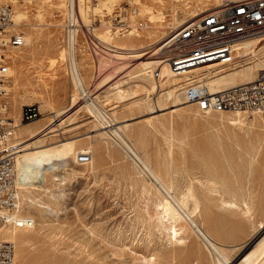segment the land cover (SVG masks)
I'll return each instance as SVG.
<instances>
[{
    "label": "rangeland",
    "instance_id": "374dc122",
    "mask_svg": "<svg viewBox=\"0 0 264 264\" xmlns=\"http://www.w3.org/2000/svg\"><path fill=\"white\" fill-rule=\"evenodd\" d=\"M79 1V18L98 41L118 48H128L131 41L138 51H144L157 47L169 28H175V19L188 20L191 13L217 6L221 0L217 3L215 0ZM68 2L0 0V6L11 7L13 23L16 19L19 23L14 28L25 40L23 47L11 48L8 54L13 56L9 57L11 116L16 111L19 113L23 106L32 107L37 117L20 123L22 126L47 131L57 129L58 123L61 125L59 130L48 135L39 133L36 138L42 144L75 139L76 150L90 149L87 153L93 156L92 166L70 161L65 168L57 169L50 180L48 178L47 195H53L51 210L42 212L34 206L27 208L24 194L17 189L22 215L32 219L34 225L24 227L25 237L13 243L14 263L216 264L215 254L210 253L184 221H181L185 227L182 242L168 244L156 227L160 217L159 207L155 206L156 191L115 147L112 136L101 134L105 131L101 130L102 121L88 117L80 94L62 66L63 52L59 42ZM123 5L137 8L139 17L147 21V27L130 35L112 31L111 15ZM154 15L156 17H152ZM164 15L166 18L162 22L159 17ZM81 43L79 36V76L84 89L93 85L97 108L111 123L119 124L117 131L123 140L128 141L166 183L170 178L178 184L174 192L184 194L189 186L194 185L193 190L197 188L194 193L202 205L193 219L205 230L208 228L214 240L227 249L230 264L238 263L254 248L255 241L264 236V114L223 112L207 115L199 113L192 104L172 105L175 98L183 102L179 87L190 75H193L190 79L198 80V76L228 71L247 63L250 55L231 63H215L206 69L197 66L198 74L191 69L164 77L162 66L160 72L164 81L157 87L150 76L134 77L147 69L131 58L119 59L112 55V50L101 48L92 58L87 50L81 49ZM240 50L238 43L233 58ZM254 53L256 57L264 56V41L257 45ZM131 91L135 94L120 98ZM73 95L74 102L71 101ZM113 106L116 107L107 111ZM150 111L156 112L151 114ZM54 112L59 116L54 118ZM149 116L147 123L145 118ZM233 120H239L242 125H232ZM27 138L23 135L24 140ZM33 140H26L24 144ZM205 178L213 179L206 184L207 188L205 182L200 183ZM211 183L216 188L213 189ZM219 185L227 191L218 188ZM143 186L149 188L148 193L143 191ZM29 191L30 195L36 193L35 189ZM222 198L245 200L250 205L249 212L224 208L219 205ZM261 222L263 228L256 231Z\"/></svg>",
    "mask_w": 264,
    "mask_h": 264
},
{
    "label": "built area",
    "instance_id": "2783aa9c",
    "mask_svg": "<svg viewBox=\"0 0 264 264\" xmlns=\"http://www.w3.org/2000/svg\"><path fill=\"white\" fill-rule=\"evenodd\" d=\"M78 0H69L62 20V36L59 42L63 52L62 66L65 75L78 72L81 75L78 54V39L81 49L95 57L96 39L87 33L77 12ZM110 29L119 35L136 34L147 27V21L139 17L137 8L123 5L111 15ZM13 11L10 6H0V227L6 222L2 211L16 210L19 196L14 178L15 130L17 124L11 118L9 85L11 48L24 46V37L13 27ZM94 27L93 22H91ZM264 37V0H223L218 6L205 9L176 29L168 30L157 44L155 65L149 70L151 79L160 86L164 81L160 68L167 66L174 73H182L196 66L217 62L239 60L233 58L234 47L247 39ZM81 51V50H80ZM97 76V74H95ZM96 79V78H95ZM181 97L185 103L194 104L201 114L218 112L264 113V74L249 83H239L223 90L211 92L195 80L184 81ZM80 100L94 99L93 85L85 88ZM34 108L22 107L20 121L36 118ZM106 123L104 128H109ZM115 147L120 149L138 174L150 183L158 184L149 167L128 141L117 138L110 132ZM124 141V142H123ZM90 161L87 153L78 156V163ZM32 227L34 221L26 219L17 223ZM15 247L12 242L0 239V264H13Z\"/></svg>",
    "mask_w": 264,
    "mask_h": 264
},
{
    "label": "bare ground",
    "instance_id": "6f19581e",
    "mask_svg": "<svg viewBox=\"0 0 264 264\" xmlns=\"http://www.w3.org/2000/svg\"><path fill=\"white\" fill-rule=\"evenodd\" d=\"M215 1L217 3L218 0H215ZM221 1H223V0H221ZM199 13H191V15L189 14L190 17L188 18V20L195 17ZM152 17H156V16L154 15ZM152 17L149 18L148 20H151ZM16 18H17V15H16ZM159 18H161L162 20H160V21L163 22V19L165 20L166 17L164 15V16L159 17ZM188 20H179L178 21L175 19V28L174 29L178 28L179 26H181L183 23H185ZM14 25H19L17 19L14 21L13 27H14ZM86 32L89 33L94 39H97V40H95L96 41V43H95L96 47L98 48L96 52H98V50H100V48H101L102 50H106V51L112 50L111 51L112 55L118 57L119 59L131 58L133 61L137 62L136 63L137 65H140V66L144 67V69H147L142 73H139L137 75L135 74L134 77H137L140 75L150 76L149 70L152 69V67L155 65L153 58H154V55H156L157 51H158V50H156L155 46L148 48L150 50L146 49L144 51H138L139 49L135 46V43L130 41L128 43V46H129L128 48H125V47H119L118 48V47L113 46L115 48V50H113L114 48L112 46L108 45L106 42H104L102 40H101V42L98 41V37L94 36L91 32H89V30L86 29ZM130 34H132V33H129L128 35H130ZM262 41H264V37L251 38V39H247V40L240 42L241 50H240V53L236 54V58L242 59V57L244 58L247 55H250V58H248V62L245 63L244 65L230 69L228 71H217L216 73H213V74L198 76L199 77L198 80H195L194 78L190 79L189 77L193 76V75H190L189 77H187L186 81L187 80H189V81L195 80L196 82L204 84L205 86H207V88L211 92L223 90V89H226L228 87L237 85L239 83H249V82L255 81L258 75L264 74V56L256 57V54L254 53L255 48ZM104 43H106V44H104ZM24 44H25V42H24ZM102 45L107 46V48L102 46ZM135 50H137V51H135ZM9 57L13 58V56H11V54L9 55ZM62 60H63V57H62ZM224 62L231 63L233 61L230 60V61H223V62H217V63L223 64ZM214 64L215 63L202 65V66L206 69V68H210V67L214 66ZM196 67L191 68V69H193L194 74H198V71L195 69ZM191 69H189V70H191ZM184 73H185V71H184ZM173 74H180V73H174L167 66H164V77L172 76ZM71 79H72L73 85L75 87V90H77V92L80 95L82 94V92H85L84 84H83L82 79L80 78V76L77 72L71 75ZM157 87H158V85H157ZM179 90H181V87H179ZM133 94H135L134 91L127 92L125 94V96H121L120 98H122V99L127 98L128 96L133 95ZM74 100H75V96L73 95V98L71 99V101L74 102ZM90 100L91 101L86 100L84 102L83 106L85 107V110H86L89 118H95L98 121L99 120L102 121L101 130H105V131H102L101 134L107 135V133H108V135H111L110 134V132H111L117 138H121L123 140L122 136L117 131L119 129V124L117 126V125H115L117 123H111L110 120L108 119V117H106L107 115L103 114L104 112L97 108V105H96L94 99L91 98ZM179 100H180V98L179 99L175 98L172 106H176L178 104H183V103L185 104L184 101L181 103V102H179ZM156 102L158 103V101H156ZM186 104H190V103H186ZM192 105H194V104H192ZM115 107L116 106H113V107L109 108L107 111H111ZM21 110H22V107L20 108L19 113H15L13 117L11 116L12 113L10 114L11 118H13L15 123L17 124V128H16L17 132L15 130V134H14V138L16 141V144H15V160H14L15 184H16L17 189H19L24 194V197H25L24 201H26L27 208H29L30 206H34L39 211L46 212V210H48V209L51 210L50 199H52V196H53L52 193L49 194V196L47 195L49 193V190L47 188L48 186L46 185L48 178L50 176H54V173L56 172L57 169L65 168L66 166H68L67 164L70 161L77 164V165H80L78 163V156L80 154L87 153L91 150L86 149L84 147L79 149V150H76L75 149L76 148L75 139H69V140L62 139V140H59L57 142H54V143H51L48 145L42 144V141L40 139L36 138L38 136V134L45 132V133H43V135L45 136V135H48L49 133L55 132V131L59 130V128L61 126L60 123H58L56 125L57 129L51 128L50 130H47V131L36 129L34 126H32V127L31 126L29 127L27 125L22 126L20 123H22L24 121H20ZM158 110H160V109H158ZM156 111H150V112H151V114H153ZM218 113H223V112H218ZM233 113L236 114V113H242V112H233ZM257 114H264V113H257ZM57 116H59V115L55 114V112H54L53 117L56 118ZM151 117H152V115H151ZM151 117L149 116V117L145 118V120H147V123L150 122L149 119ZM106 123L110 124L109 128H104ZM230 123L234 126L240 125L239 120H233ZM124 125L126 126V124H124ZM116 126H117V128H116ZM263 127H264V125H263ZM123 128H124V126H123ZM120 130H119V132H121ZM96 131H98V130H96ZM23 135H27L28 138L24 140ZM31 139L32 140L35 139V140H33L30 144H24L26 142V140H31ZM88 148H90V147H88ZM87 154H89V153H87ZM91 154H89L90 155V161L87 163L90 166H92V163H93L92 162L93 156ZM142 161L146 164V166L149 167L150 171L152 172L153 176L155 177V179L157 180V182L159 184V185H157V184H153V183H148L156 191L154 193L155 194L154 197H156V200H157L155 206L159 207V213H157V214H160V217H159L158 224L156 227H157V230L162 232V235L164 234L163 236H165V238L167 239L168 244L174 245V244H177L179 242H182L183 238L185 237V236L182 237V234L185 231V227L181 224V221H184L189 226L191 232H193L202 241L203 245L210 251V253L213 252L215 254L216 264H230L231 261L229 259L230 257H228V255H227V249L222 245V243L220 244L217 242V240H214L213 236H211L210 233L207 231L208 228H206L204 226L206 228V230H205L202 227V225H199L194 220L195 218L193 219V217L195 215L197 216V214L200 213L199 211H200V207L202 205V203L200 204L201 201L197 197L198 195H196L197 193H194V191H196L197 188H196V190H193L192 187H194V185L191 187L189 186L184 194L180 193L181 194L180 195L179 192L177 194L176 192H174L175 188H176V186H175L176 183L174 184L173 179L169 178V180H170L169 183H166L164 181V179H162V177H160L161 175L159 176L158 173H156L148 165V163L145 159H142ZM87 164H85V165H87ZM202 167H204V166H202ZM212 169H213V167H212ZM172 171H174V170H172ZM203 171L204 170H202L201 172H203ZM210 178H205V180H203V181H201L202 180L201 179L200 183L203 184L205 182L204 184L206 187V184L213 180ZM174 179L176 180V178H174ZM49 180H50V178H49ZM212 183H214V181ZM220 183H222V182H220ZM145 184L147 185V183H145ZM176 185H178V184H176ZM211 186H213V189H214L215 184H212ZM215 188H216V186H215ZM218 188H221L224 192L227 191V189L224 186L219 185ZM33 189L36 190L35 191L36 193L34 195H30L31 191H29V190H33ZM148 190H149V188H147L146 186H143L144 192L148 193ZM177 190H178V188H177ZM201 190H200V192H202ZM206 190H205V193H206ZM217 190L219 191L220 189H217ZM153 191H152V193H153ZM208 191H210V189ZM213 191H215V190H213ZM219 192H221V191H219ZM209 195H211V193ZM209 195H208V197H209ZM22 197H23V195H22ZM212 197L213 196H211L210 198H212ZM220 202H219L220 203L219 205L223 206L224 208H227L230 210L234 209V208L235 209L240 208L241 211H243V213H245V214H247L249 212V206L250 205H248L245 202V200H243V199H238V200L230 199L229 200V198H228L226 200V199L222 198V199H220ZM19 206H20V203L18 202V206H17L16 210L14 209L13 211H6V212L2 211V214L5 217L6 222H4L2 224V226L0 227V239L15 243V242L21 241V239L25 237V235H24L25 231L23 229L24 227L18 225L17 223L25 220L27 218V215H25V216L22 215L23 213L21 212V210H23V208H21ZM223 207H220V208L223 209ZM28 212L29 211H27V213ZM259 228L260 229L263 228L262 222L256 228V231ZM253 229H254V227H253ZM184 235H185V233H184ZM235 248H239V246H236ZM159 252H161V251H159ZM229 253H231V252H229ZM234 255H236V254H234ZM231 258H232V256H231ZM236 264H264V236L262 238L256 240L254 243V248L251 251H249L247 254L243 255L241 260Z\"/></svg>",
    "mask_w": 264,
    "mask_h": 264
},
{
    "label": "crops",
    "instance_id": "0c3cea01",
    "mask_svg": "<svg viewBox=\"0 0 264 264\" xmlns=\"http://www.w3.org/2000/svg\"><path fill=\"white\" fill-rule=\"evenodd\" d=\"M16 113H17V111H16Z\"/></svg>",
    "mask_w": 264,
    "mask_h": 264
}]
</instances>
